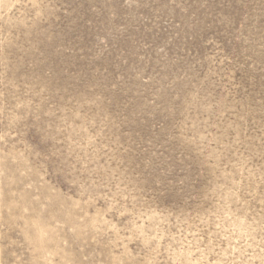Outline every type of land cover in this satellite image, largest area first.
Here are the masks:
<instances>
[{
    "label": "rangeland",
    "instance_id": "rangeland-1",
    "mask_svg": "<svg viewBox=\"0 0 264 264\" xmlns=\"http://www.w3.org/2000/svg\"><path fill=\"white\" fill-rule=\"evenodd\" d=\"M184 254L264 264V0H0V264Z\"/></svg>",
    "mask_w": 264,
    "mask_h": 264
},
{
    "label": "bare ground",
    "instance_id": "bare-ground-1",
    "mask_svg": "<svg viewBox=\"0 0 264 264\" xmlns=\"http://www.w3.org/2000/svg\"><path fill=\"white\" fill-rule=\"evenodd\" d=\"M154 216H152V218H153ZM187 259V260H186ZM184 260H186L187 261V263L186 264H195L194 262H192L190 259H189V257H188V255L187 254H184Z\"/></svg>",
    "mask_w": 264,
    "mask_h": 264
}]
</instances>
